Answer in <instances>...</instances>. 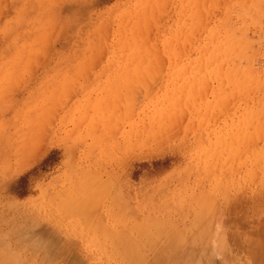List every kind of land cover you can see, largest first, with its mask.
Returning a JSON list of instances; mask_svg holds the SVG:
<instances>
[{
  "label": "rangeland",
  "instance_id": "374dc122",
  "mask_svg": "<svg viewBox=\"0 0 264 264\" xmlns=\"http://www.w3.org/2000/svg\"><path fill=\"white\" fill-rule=\"evenodd\" d=\"M133 261L264 264V0H0V264Z\"/></svg>",
  "mask_w": 264,
  "mask_h": 264
},
{
  "label": "bare ground",
  "instance_id": "6f19581e",
  "mask_svg": "<svg viewBox=\"0 0 264 264\" xmlns=\"http://www.w3.org/2000/svg\"><path fill=\"white\" fill-rule=\"evenodd\" d=\"M197 5H198V4H197ZM193 22H194V20H193ZM163 237L167 238L166 236H163ZM163 237H162V238H163ZM165 238H164L163 240H166ZM163 240H162V242H163ZM166 242H168V241H166ZM159 247H160V246H159ZM157 248H158V247H157ZM161 248L163 249V246H162ZM128 249H129V248H128ZM136 249L138 250L139 247L136 248ZM136 249H134V250L136 251ZM164 249H165V248H164ZM156 250H157V249H156ZM160 250H161V249H160ZM127 251H128V250H126V253H127ZM135 251H134V253H135ZM166 251H167V250H166ZM130 253H131V252H130ZM161 253H162V251H161ZM198 253H199V252H198ZM124 254H125V253H124ZM124 254H123V255H124ZM128 254H129V251H128ZM145 254H146V253H145ZM165 254H166V253H165ZM134 255H135V254H133V256H134ZM127 256H128V255H127ZM131 256H132V255H131ZM138 256H139V255H138ZM142 256H144V255L142 254ZM33 257H34V256H33ZM124 257H126V256H124ZM158 261H160V260H158ZM123 262H124V261H123ZM133 262H134V261H133ZM144 262H145V261H144ZM154 262H155V260H154ZM160 262H161V261H160ZM163 262H164V261H163ZM124 263H125V262H124ZM136 263H137V262H136ZM139 263H140V262H139ZM134 264H135V262H134Z\"/></svg>",
  "mask_w": 264,
  "mask_h": 264
}]
</instances>
